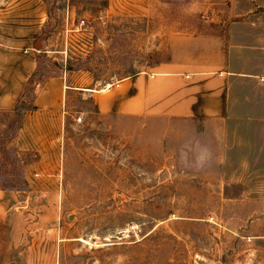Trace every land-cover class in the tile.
<instances>
[{
  "label": "rangeland",
  "instance_id": "obj_1",
  "mask_svg": "<svg viewBox=\"0 0 264 264\" xmlns=\"http://www.w3.org/2000/svg\"><path fill=\"white\" fill-rule=\"evenodd\" d=\"M234 20L264 48V0H149L145 15L0 0V65L35 63L0 110V264H264V80L237 84L235 124L101 114L92 97L150 72L171 35ZM55 76L60 123L19 130Z\"/></svg>",
  "mask_w": 264,
  "mask_h": 264
},
{
  "label": "crops",
  "instance_id": "obj_2",
  "mask_svg": "<svg viewBox=\"0 0 264 264\" xmlns=\"http://www.w3.org/2000/svg\"><path fill=\"white\" fill-rule=\"evenodd\" d=\"M106 1L116 15H145L149 6V0ZM238 25L234 20L217 33L171 35L167 57L150 72L132 74L117 86L95 90L96 110L101 114L235 124L237 84L254 76L264 80L263 45L254 43L250 33L243 43L245 35ZM1 61L0 110H13L25 93L35 63L26 55ZM60 86L59 76L37 86L30 106L23 109L19 130L60 123Z\"/></svg>",
  "mask_w": 264,
  "mask_h": 264
},
{
  "label": "water",
  "instance_id": "obj_3",
  "mask_svg": "<svg viewBox=\"0 0 264 264\" xmlns=\"http://www.w3.org/2000/svg\"><path fill=\"white\" fill-rule=\"evenodd\" d=\"M39 44V42H37V45ZM19 264V263H18Z\"/></svg>",
  "mask_w": 264,
  "mask_h": 264
},
{
  "label": "bare ground",
  "instance_id": "obj_4",
  "mask_svg": "<svg viewBox=\"0 0 264 264\" xmlns=\"http://www.w3.org/2000/svg\"><path fill=\"white\" fill-rule=\"evenodd\" d=\"M107 87H108V86H107ZM107 87H106V88H107Z\"/></svg>",
  "mask_w": 264,
  "mask_h": 264
}]
</instances>
